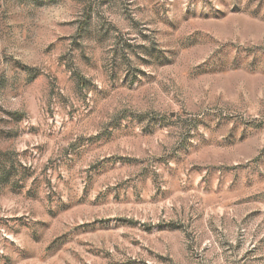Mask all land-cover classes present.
<instances>
[{
  "label": "rangeland",
  "instance_id": "374dc122",
  "mask_svg": "<svg viewBox=\"0 0 264 264\" xmlns=\"http://www.w3.org/2000/svg\"><path fill=\"white\" fill-rule=\"evenodd\" d=\"M0 264H264V0H0Z\"/></svg>",
  "mask_w": 264,
  "mask_h": 264
}]
</instances>
